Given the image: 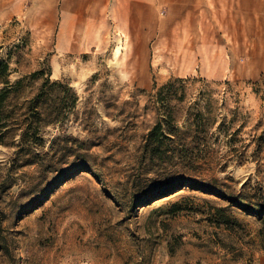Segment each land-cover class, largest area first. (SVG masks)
<instances>
[{"label":"rangeland","instance_id":"rangeland-1","mask_svg":"<svg viewBox=\"0 0 264 264\" xmlns=\"http://www.w3.org/2000/svg\"><path fill=\"white\" fill-rule=\"evenodd\" d=\"M46 16L3 11L0 0V60L11 59L12 85L24 80L19 103L32 98L48 75L69 85L70 94L54 88L52 97L71 100L75 94L77 104L63 126L45 129V150L55 138H76L90 149L91 170L60 180L75 159L73 151L63 160L68 163L45 170L13 168L15 148L0 145V264H264V218L220 196L185 187L147 206L130 204L141 147L164 112L159 92L178 79L184 82L175 84L178 95L169 106L180 127L192 107L213 122L209 148L195 152L194 176L217 179L226 194L245 196L238 201L249 209L264 201V147L256 155V140L264 135V71L248 59L254 38L246 53L215 62L224 75L205 76L197 63L184 70L154 58L145 76L139 62L129 59L132 46L121 32L98 27L90 43L82 44L78 30L76 42L69 43L73 39H64V30ZM255 33L248 30L249 36ZM263 47L258 45V54ZM184 197L183 210L173 213L171 204ZM206 201L226 208L240 225L210 224L202 213Z\"/></svg>","mask_w":264,"mask_h":264},{"label":"trees","instance_id":"trees-1","mask_svg":"<svg viewBox=\"0 0 264 264\" xmlns=\"http://www.w3.org/2000/svg\"><path fill=\"white\" fill-rule=\"evenodd\" d=\"M11 59L0 60V145L15 148L12 167L37 165L39 168H52L64 162L73 151L74 161L67 170L62 172L61 181L70 179L75 174L85 170H91L88 160L91 155L87 143L81 142L69 135L55 138L50 141L46 151L48 139L45 129L49 126H63L68 111L75 107L78 97L74 94L69 100L68 96L53 99L52 91L60 88L68 95L72 92L69 85L60 81L51 80V75L42 82L39 91L30 99L19 103V93L23 79L11 84L9 77ZM43 72H36L35 78ZM183 79L171 81L163 86L159 92L158 102L162 104L164 112L156 124L150 129L141 147L136 173L131 176L130 204L132 208L147 206L161 198L171 196L185 187H196L197 189L216 196H220L231 203L239 205L249 214L264 218V201L257 200L256 208L249 209L241 206L238 200L246 199L241 194H226L222 191L224 184L219 183L215 178L206 181L196 178L194 175L199 171L195 152L203 151L202 148H209L208 131L213 122L205 118V113L190 108L185 126L180 127L179 120L169 102L178 95L176 83H183ZM183 94L177 98L183 101ZM198 105V103L196 104ZM208 121V122H207ZM221 127L224 124L220 125ZM231 142V141H230ZM256 142L258 147L256 155L261 153L264 147V135ZM73 143V147L69 146ZM41 150L39 153L38 151ZM246 184H244L245 188ZM257 197V196H255ZM259 199V198H258ZM188 198H182L180 202L171 204L173 213L182 211V202ZM207 212H202L205 219L217 228L222 226L233 229L240 225L239 219L224 207L215 206L209 202ZM171 253H174L170 244ZM0 248L3 246L0 244Z\"/></svg>","mask_w":264,"mask_h":264},{"label":"crops","instance_id":"crops-1","mask_svg":"<svg viewBox=\"0 0 264 264\" xmlns=\"http://www.w3.org/2000/svg\"><path fill=\"white\" fill-rule=\"evenodd\" d=\"M3 11L47 14L46 20L64 30V39H73L69 43L76 42L74 31L81 30L80 43L88 44L95 28L117 30L129 38L128 57L139 62L145 76L154 58L184 70L197 63L205 76L224 75L215 62L246 53L252 38L256 49L248 59L259 62L257 72L264 71V47L258 54L264 0H3ZM249 29H256L255 36Z\"/></svg>","mask_w":264,"mask_h":264}]
</instances>
